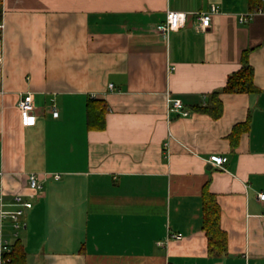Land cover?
<instances>
[{"label": "crops", "instance_id": "crops-1", "mask_svg": "<svg viewBox=\"0 0 264 264\" xmlns=\"http://www.w3.org/2000/svg\"><path fill=\"white\" fill-rule=\"evenodd\" d=\"M0 2V183L33 201L18 236L7 230L25 264H264V0ZM212 5L201 30L196 12ZM168 10L187 19L165 39ZM245 51L258 90L222 91ZM215 91L219 117L196 108ZM27 93L37 122L25 126ZM169 96L190 113L171 112ZM90 99L105 107L102 129L89 126ZM31 173L43 184L34 197ZM205 187L226 237L219 254Z\"/></svg>", "mask_w": 264, "mask_h": 264}, {"label": "built area", "instance_id": "built-area-1", "mask_svg": "<svg viewBox=\"0 0 264 264\" xmlns=\"http://www.w3.org/2000/svg\"><path fill=\"white\" fill-rule=\"evenodd\" d=\"M259 10H263L260 8ZM218 7L212 5L209 10H201L196 12L198 19V26L201 30H206L211 25L212 13L217 12ZM255 12H251L247 15L240 16L241 22H246ZM187 19V13L177 10H168L164 21L160 22L156 26V30L163 38L168 39L171 33L183 25H185ZM2 26V25H0ZM1 59V57H0ZM175 67L171 66L169 69L173 70ZM112 85V84H111ZM168 108L172 112H177L181 115H188L190 110L185 108L183 101L180 98L168 97ZM19 109L22 119V124L25 126L34 125L37 122V115L35 113V107L33 104V95L27 93L23 95L19 100ZM53 115L58 116L59 112L53 104ZM228 160L227 156L212 154L207 161L218 167L224 168V163ZM55 178H59L60 174H54ZM27 185L30 190L29 196L34 197L43 188L41 178L38 174L31 173L28 175ZM7 193L3 183H0V264H9L11 261L10 253L13 250L12 242L7 238L8 224L12 229L13 236H18V229H20L24 222L21 217L25 214L26 210L33 206V201L27 198L23 193H12L10 196ZM260 198L264 199V193H260ZM182 232H172L170 238H181Z\"/></svg>", "mask_w": 264, "mask_h": 264}, {"label": "trees", "instance_id": "trees-1", "mask_svg": "<svg viewBox=\"0 0 264 264\" xmlns=\"http://www.w3.org/2000/svg\"><path fill=\"white\" fill-rule=\"evenodd\" d=\"M1 14V2H0ZM243 66L233 72L223 87L224 92H254L258 88L254 82V68L248 59V52L243 53ZM220 91L212 93V102L206 105L197 106L198 110L208 112L214 117H219L222 113V102L219 99ZM104 109L105 107L97 99H90L88 103V122L91 128L102 129L104 127ZM249 121L238 123L234 126L231 132V140L236 144L237 139L241 132L247 129ZM204 199V223L209 237L211 252L217 254L226 250V237L225 233L220 228V209L217 204L215 195L210 193L205 187L203 191ZM13 244V250L10 253L11 261L9 264H25V253L21 244L20 238H17Z\"/></svg>", "mask_w": 264, "mask_h": 264}]
</instances>
